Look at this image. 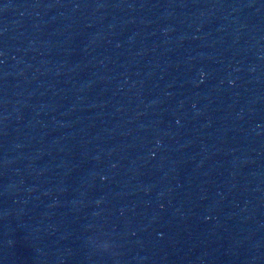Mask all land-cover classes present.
<instances>
[{"label": "water", "instance_id": "95a60500", "mask_svg": "<svg viewBox=\"0 0 264 264\" xmlns=\"http://www.w3.org/2000/svg\"><path fill=\"white\" fill-rule=\"evenodd\" d=\"M95 264H264V0H15Z\"/></svg>", "mask_w": 264, "mask_h": 264}]
</instances>
